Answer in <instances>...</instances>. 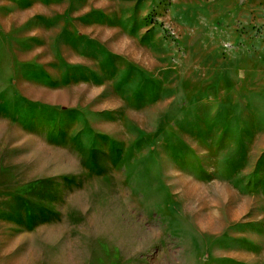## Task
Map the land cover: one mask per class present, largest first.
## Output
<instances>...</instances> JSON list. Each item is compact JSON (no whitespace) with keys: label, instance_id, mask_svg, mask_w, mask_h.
Here are the masks:
<instances>
[{"label":"rangeland","instance_id":"374dc122","mask_svg":"<svg viewBox=\"0 0 264 264\" xmlns=\"http://www.w3.org/2000/svg\"><path fill=\"white\" fill-rule=\"evenodd\" d=\"M0 264H264V0H0Z\"/></svg>","mask_w":264,"mask_h":264}]
</instances>
